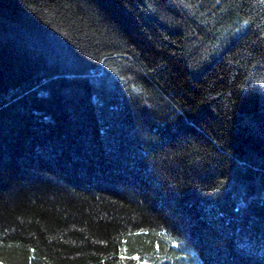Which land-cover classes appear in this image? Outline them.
I'll return each mask as SVG.
<instances>
[{"label": "trees", "instance_id": "16d2710c", "mask_svg": "<svg viewBox=\"0 0 264 264\" xmlns=\"http://www.w3.org/2000/svg\"><path fill=\"white\" fill-rule=\"evenodd\" d=\"M0 264H264V0H0Z\"/></svg>", "mask_w": 264, "mask_h": 264}]
</instances>
